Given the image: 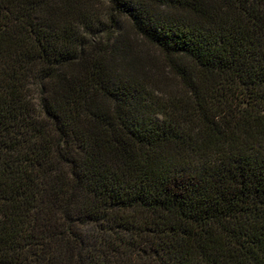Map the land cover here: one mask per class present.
Returning <instances> with one entry per match:
<instances>
[{
  "label": "trees",
  "instance_id": "obj_1",
  "mask_svg": "<svg viewBox=\"0 0 264 264\" xmlns=\"http://www.w3.org/2000/svg\"><path fill=\"white\" fill-rule=\"evenodd\" d=\"M0 0V264H264V0Z\"/></svg>",
  "mask_w": 264,
  "mask_h": 264
},
{
  "label": "rangeland",
  "instance_id": "obj_2",
  "mask_svg": "<svg viewBox=\"0 0 264 264\" xmlns=\"http://www.w3.org/2000/svg\"><path fill=\"white\" fill-rule=\"evenodd\" d=\"M103 9H106L105 7H107V4H106V2L104 3V0H103Z\"/></svg>",
  "mask_w": 264,
  "mask_h": 264
}]
</instances>
